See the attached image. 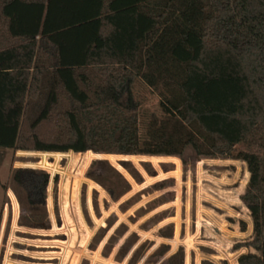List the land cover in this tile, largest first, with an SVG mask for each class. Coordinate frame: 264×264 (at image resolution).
<instances>
[{
	"label": "rangeland",
	"instance_id": "obj_1",
	"mask_svg": "<svg viewBox=\"0 0 264 264\" xmlns=\"http://www.w3.org/2000/svg\"><path fill=\"white\" fill-rule=\"evenodd\" d=\"M4 1L0 0V10ZM37 2L41 4L42 0ZM105 2V10L111 16L91 28L93 38L88 41L89 49L83 56V64L77 68L78 81L81 85L79 99L76 98L70 103L67 95H53L49 90L43 89L53 80L61 77L54 70H60L66 75L73 71V68L54 67L45 63L49 55L48 44L42 50L40 65L34 74L33 86L27 98L29 104L27 117L32 120L40 112L31 111V106L52 104L83 107L77 115L82 121L77 127L81 129L80 142L82 140L84 148L80 146L78 151L68 150L59 154L22 153L0 148V215L7 204V223L0 242V264H131L132 253L143 242L145 243L143 255L134 264H143L155 249L160 250V258L148 260L146 264H163V261L178 247L184 249V264H237L240 255L252 251L246 248L233 250L235 244L245 242L252 233L249 214L239 201V196L246 186L248 173L245 164L241 161L213 159L208 156L215 151L212 144V134L215 129L210 125L201 124L199 118L205 113L206 116L203 117L215 125L216 122L211 121H217L219 118L215 119L211 114L216 113L215 108L220 107L221 103H212L210 97V105L208 98L206 106L199 105L196 112L189 113L186 117H183L184 115L171 117L176 120L177 128H166L169 122L166 121L165 113L179 110L181 104H185L181 90H178L176 97H172L170 91L178 62L180 60L186 62L189 70L194 65V72L197 69L196 58L189 52L191 40L189 43L181 41L185 34L181 16L183 3L177 0L161 7L160 3L163 0L141 1L139 7L146 9L148 14H142L139 19L144 16L148 18L139 22V19L134 21L135 16L132 14H121L112 10L109 0ZM45 10L39 6L33 11L34 20L37 19L36 16L41 20ZM49 11L53 13L54 6ZM78 12L82 13V10ZM4 25V21L0 18L1 33ZM119 25L122 30L119 43L127 33L126 39L131 36L132 45L127 55L122 53V47L116 51H111L109 48L113 33ZM131 25L133 26L129 31ZM135 25L138 35L132 32ZM30 28H33V23ZM99 28L103 30L101 32L103 35L99 34L94 41ZM150 28H157L159 35L166 31L170 34L168 48L154 66L150 65L149 60L158 38L150 46L144 44L145 32ZM3 36L4 40L0 39V50L36 38V32L30 30L24 37L14 40H6L4 32ZM73 37V35L69 36L71 39ZM176 43L180 45L183 53L177 48ZM91 47H93L92 52ZM170 51L177 54V59L158 96L155 90L158 76ZM105 53L112 54L113 68L117 66L118 59L125 61L126 69H130L132 65L139 67L134 97L131 100L121 101L125 104L137 105L135 108L139 110L140 124L137 132L131 135L111 132L101 134V136L131 137L133 140L131 145H97L92 140L91 130L85 126L90 119L88 114L94 111L89 110L90 104L94 101L90 98L91 89L97 81L96 73L100 67L101 57ZM197 57L201 61L198 55ZM210 57L203 56V63H206ZM190 59L193 62H190ZM147 70L151 71L152 77L149 93L143 97L140 88L143 74ZM214 71L213 69L212 72ZM185 79L186 75L181 84ZM219 79L225 82L223 77ZM73 87V93L76 95L78 85L74 84ZM49 97L57 101L48 102ZM148 112L151 114H147ZM57 113L62 112H52L48 116H56ZM154 119L162 121H149ZM151 129H168L171 133H168V136H157L148 132ZM38 131L41 132L42 129L38 128ZM159 137L171 141L170 145L163 147L161 151L177 153L181 150L182 156L141 154L143 150L161 148L148 144L150 139H159ZM94 147L133 149L137 154H97L93 151ZM241 148V144L237 143L235 151ZM218 149L224 147L219 145ZM95 160L106 161L130 184L129 192L117 202H113L99 185L86 177L90 163ZM121 161L129 162L131 167L128 170L140 175L142 179L140 184H136L129 173L121 167ZM19 167L43 169L49 174L46 206L49 225L44 229L21 227L12 232L8 227L14 211L12 212V207L8 205L7 192L14 195L11 172L13 168ZM98 171L100 170L98 169L96 173H99ZM3 186L6 187L5 190ZM150 202H153L155 207L152 211H148L146 207ZM15 204V213L18 211L19 217L23 212L18 202L15 201ZM140 208H143L142 216L135 213ZM241 222L245 225L244 232L240 230ZM120 224H123L127 230L122 237L115 239L114 246H111L107 243L109 237L115 232L124 231V227L117 229ZM132 233L135 237L130 236ZM124 242L129 243L130 250L120 259V252L124 248L121 245Z\"/></svg>",
	"mask_w": 264,
	"mask_h": 264
},
{
	"label": "trees",
	"instance_id": "obj_2",
	"mask_svg": "<svg viewBox=\"0 0 264 264\" xmlns=\"http://www.w3.org/2000/svg\"><path fill=\"white\" fill-rule=\"evenodd\" d=\"M37 1L5 0L2 10H0V18L5 23L3 32L6 40L22 38L30 30L36 32V38L0 50V148L14 152L35 153L78 151L80 146L84 148L82 140L80 142L81 129L77 127L79 123L81 124L77 115L83 107L52 104L31 106V111L40 112L32 120L27 117V106L29 105L27 98L33 86L34 74L40 65L42 50L48 44L47 53L49 55L46 57L45 63L54 67L73 68V71L67 73L68 75L60 73L61 77L50 83V85L56 84V86H47L43 89L49 90L53 95H67L70 103H73L76 98L78 99L81 85L78 81L77 68L83 64V56L89 49L88 41L93 38L91 28L106 21L111 14L105 10V0H42L41 4H38ZM109 1L112 10L121 14H132L135 16L134 21H137L142 14H148L146 9L139 7V3L144 0ZM173 1L177 0H163L160 6L165 7ZM179 1L183 3L181 16L185 30L181 41L189 43L191 40L189 52L196 58L197 69L194 72L193 65L189 70L187 63L183 60H180L175 68L170 91L173 94L172 97H176L178 90H181L182 96L185 98V104L182 103L178 108L180 112L175 110L176 115L186 117L189 113L196 112L199 105L200 107L206 106L208 98V104L210 103V97L212 103H221L220 107L215 108L216 113L211 114L213 118H219L217 121H211L216 122L215 125L203 117L206 116L205 113L199 118L201 124L210 125L215 129L212 134L215 151H212L208 156L241 161L245 164L248 173L246 186L244 192L239 196V201L249 214L252 233L245 242L235 244L233 250L236 251L240 248L252 250L240 255L237 258V264H264V0ZM39 6L46 10L41 20L39 16H36L37 19L34 20L33 11L37 10ZM52 6H54V12L50 13L49 10ZM79 10H82V13H79ZM144 18L148 17H142L139 22ZM32 23L33 28H30ZM120 26L115 29L109 48L111 51H116L122 47V53L127 55L132 45L131 36L126 39L127 33L119 43V37L122 34ZM132 26L129 27V31ZM136 28L137 25L133 27L132 32L138 35ZM3 32H0L1 41L4 40ZM101 32L103 30L99 28L94 41L99 34H102ZM71 35L74 36L72 39L69 38ZM156 38L158 40L149 60L150 65L153 66L165 54L170 34L166 31L159 35L157 28H150L145 32V46H150ZM176 46L183 53L178 43ZM52 54L53 56H51ZM203 56L211 57L206 63H203ZM176 59L177 54L170 51L161 66L155 88L158 96L161 94V86L165 83ZM190 62L193 61L190 59ZM112 63L111 53H105L101 57L100 67L96 73L97 81L91 89L92 94L101 98L92 96V99L96 98L95 101L98 102H92L91 105L122 109L135 108L136 104H125L121 101L131 100L134 97L139 67L132 65L130 69H126L123 59L117 60L115 68L112 67ZM213 69L214 72H212ZM185 75L186 79L181 84ZM151 77V71L147 70L143 74L140 88L143 97L149 93ZM219 77H223L225 82ZM65 84H77L78 96L73 93L74 87H68ZM50 98L48 101L55 102L56 99ZM49 112L62 113L48 116ZM110 117L132 119V117L126 116ZM38 128H41L42 131L39 132ZM96 130L118 135L132 132V128L127 126H97ZM148 132L171 133L168 129H151ZM92 140L97 145L125 146L133 143L131 137L94 136ZM170 142L168 139L155 138L150 139L148 144L154 147H165L169 146ZM237 143H240L242 148L235 151ZM219 145L224 149H218ZM93 151L97 154L108 155L137 154L133 149L113 147H94ZM141 154L178 155L181 157L182 151L169 153L152 149L143 150ZM120 165L136 184L142 182L137 172L133 174L128 170L131 167L129 162L121 161ZM96 169L100 170L99 173H96ZM86 177L99 185L113 202H117L131 188L128 181L106 161L91 162ZM48 184L49 176L45 171L29 167L12 169V191L23 212L18 217L19 226L29 229H44L49 225L46 209ZM2 188L6 189L5 186ZM95 192L94 194H96ZM10 197L16 212V204L11 193ZM146 207L148 211L155 208L153 202L148 203ZM135 213L142 216L143 208L138 209ZM123 227L124 231L112 234L107 243L114 246L115 241L122 237L127 230L123 224L117 228ZM240 230L241 232L245 231V225L242 222ZM130 236L135 237V234L132 233ZM144 244V242L141 243L132 253L131 264L136 263L142 257ZM121 247L124 248L120 252V259L129 252L130 245L124 242ZM159 252L160 250L155 249L143 264L153 258H160ZM184 257V249L178 247L163 261V264H184Z\"/></svg>",
	"mask_w": 264,
	"mask_h": 264
},
{
	"label": "crops",
	"instance_id": "obj_3",
	"mask_svg": "<svg viewBox=\"0 0 264 264\" xmlns=\"http://www.w3.org/2000/svg\"><path fill=\"white\" fill-rule=\"evenodd\" d=\"M54 72L60 74L62 71L54 70ZM62 81H68V80H62ZM65 85L68 86V87H72V88L74 86V85H71V84H65ZM49 86H55V85H49ZM79 95H80V93H79ZM77 96H78V94H77ZM92 96H96V95L91 94L90 95L91 99H92ZM96 98H101V97L96 96ZM96 98L93 99L94 100L93 103L98 102V101H95ZM50 102H52V101H50ZM48 105H50V104H48ZM89 108H90L89 110H94V111H93V113L88 114L90 119H89L88 122H86L85 126H86L87 129L91 130L90 135H91L92 138L94 136H101L102 133L103 134L105 133V132L97 131L96 130L97 126H127V127H131L132 128V132L130 133V135L132 133L137 132V130L139 128L140 124H139V113H138L139 110H138V108L122 109V108H112V107H101V106H97V105H95V106L91 105ZM176 113L177 112L174 111V110L171 111L170 113H165L166 115H164V116L167 117L166 121L169 122V123H167L169 125L166 128H177L175 126V124L177 123L176 120H173L171 118V117L179 116V115H176ZM147 114H151V113L148 112ZM110 116H126V117H132V119L130 121H125L124 118H121V117H110ZM149 121H157V122H159V121H162V120L154 119V120H149ZM163 121H165V120H163ZM172 122L174 124H171ZM154 134L157 135V136H166L167 135V134H157V133H154ZM163 138L165 139V137H162V138L159 137V139H163ZM165 147H167V146H165ZM162 148L163 147L159 148V150L160 149L163 150ZM18 152H20V151H18ZM22 153H28V152H22ZM36 153H38V152H36ZM223 160H228V159H223ZM6 212H7V210L1 211V215H0V229L2 227L3 233H4V230L6 228V223H7V218H6L7 213ZM2 218H4V219L6 218V220L4 221V220H2ZM8 227L11 230V227L10 226H8Z\"/></svg>",
	"mask_w": 264,
	"mask_h": 264
},
{
	"label": "built area",
	"instance_id": "obj_4",
	"mask_svg": "<svg viewBox=\"0 0 264 264\" xmlns=\"http://www.w3.org/2000/svg\"><path fill=\"white\" fill-rule=\"evenodd\" d=\"M42 153H44V152H42ZM56 154H59V153H56ZM41 170V169H40ZM42 171H43V169H42ZM47 173V172H46ZM48 174V173H47ZM48 176H49V174H48ZM7 197H8V200H9V204L8 205H10L12 208V212L14 211V209H13V203H12V198H10V194H9V192H7ZM13 197H14V199H15V201L17 202V199H16V197L13 195ZM18 206V205H17ZM4 210H7V204L4 206V208H3V211ZM18 210V209H17ZM14 215H13V217H12V221H11V224H10V227H11V230H12V232L13 231H17L18 229H20L21 228V226H19L18 225V222H17V220H18V211H17V213H15V211H14V213H13ZM7 218V217H6ZM6 218L4 219V218H2V220H6ZM17 222V223H16ZM2 235H3V230H2V227H1V229H0V242H1V239H2Z\"/></svg>",
	"mask_w": 264,
	"mask_h": 264
}]
</instances>
